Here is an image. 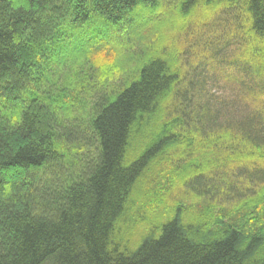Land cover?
<instances>
[{
	"label": "trees",
	"instance_id": "1",
	"mask_svg": "<svg viewBox=\"0 0 264 264\" xmlns=\"http://www.w3.org/2000/svg\"><path fill=\"white\" fill-rule=\"evenodd\" d=\"M0 264H264V0H0Z\"/></svg>",
	"mask_w": 264,
	"mask_h": 264
},
{
	"label": "rangeland",
	"instance_id": "2",
	"mask_svg": "<svg viewBox=\"0 0 264 264\" xmlns=\"http://www.w3.org/2000/svg\"><path fill=\"white\" fill-rule=\"evenodd\" d=\"M205 12H200L198 11L194 15H191L189 17H186L181 23L176 24V25H169L167 32L168 34L172 35L173 40L176 42L175 48L177 51H182L181 50V42L183 41L182 37H185L187 41V32L189 30H196L198 27L200 28L202 25L206 24V21L204 20L205 18ZM207 23H209V20H207ZM212 24V23H211ZM219 25H216L218 27ZM221 27V26H220ZM162 32L165 31L163 28L161 30ZM209 35H207L208 37ZM229 53L225 51V55L227 56V62L222 66L225 71H234V68L231 66L232 62L231 60L236 59L239 54V47L237 45L229 47ZM198 55V56H197ZM206 55L205 54H200L197 53L195 56L191 55L192 63L191 66L199 67V64L203 59H205ZM210 77H214L212 74L209 75ZM215 77L219 78L220 80L217 81L218 83L214 86L213 84L211 85L210 88H214V90L217 92L215 94L216 96L220 97L222 95V98L229 100L228 98H233L236 95H238V98L241 97L240 89L239 86L236 84H232L230 82L231 80L221 77L218 75H215ZM219 93V94H218ZM177 196V193L174 194V198ZM126 236H130V233L126 231ZM141 242L140 234L136 237L133 246L136 247L139 245ZM136 249V248H135ZM134 249V250H135Z\"/></svg>",
	"mask_w": 264,
	"mask_h": 264
}]
</instances>
